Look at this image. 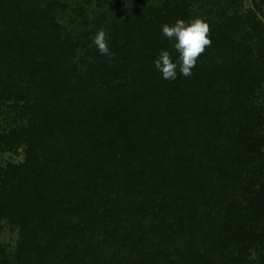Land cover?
I'll list each match as a JSON object with an SVG mask.
<instances>
[{
    "label": "trees",
    "instance_id": "obj_1",
    "mask_svg": "<svg viewBox=\"0 0 264 264\" xmlns=\"http://www.w3.org/2000/svg\"><path fill=\"white\" fill-rule=\"evenodd\" d=\"M235 5L78 8L64 25L55 0H0V152L24 155L0 166L17 233L0 264H264V23ZM197 18L211 46L162 79L153 61L178 54L161 26Z\"/></svg>",
    "mask_w": 264,
    "mask_h": 264
},
{
    "label": "clouds",
    "instance_id": "obj_2",
    "mask_svg": "<svg viewBox=\"0 0 264 264\" xmlns=\"http://www.w3.org/2000/svg\"><path fill=\"white\" fill-rule=\"evenodd\" d=\"M161 33L178 55L174 60L170 51L161 50L153 61L156 71L161 74L162 79L168 81H175L180 75L191 77L199 58L211 46L208 23L198 18L191 21L177 19L173 24L162 25ZM92 43L100 55L114 59L105 29L101 28L96 32Z\"/></svg>",
    "mask_w": 264,
    "mask_h": 264
},
{
    "label": "rangeland",
    "instance_id": "obj_3",
    "mask_svg": "<svg viewBox=\"0 0 264 264\" xmlns=\"http://www.w3.org/2000/svg\"><path fill=\"white\" fill-rule=\"evenodd\" d=\"M65 8L64 13L57 12V21H63L62 24L66 25L68 21L75 19L74 12L78 8H82L88 17H93V14L104 8H111L112 11L116 10L112 6H117L118 10L124 12L127 9L140 10L143 5L148 3H158L160 0H55ZM238 5L236 8L241 9L242 13L255 15L257 21L264 23V0H236ZM259 9V10H258ZM7 19L10 21L8 15ZM12 21V20H11ZM23 151L19 150L18 154L0 152V166H5L7 162L17 164L23 161ZM17 241V233L11 231L8 221H0V245L5 248L15 245Z\"/></svg>",
    "mask_w": 264,
    "mask_h": 264
}]
</instances>
